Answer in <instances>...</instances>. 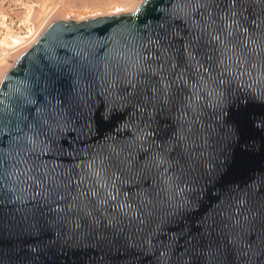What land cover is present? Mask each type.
Wrapping results in <instances>:
<instances>
[{"label":"water","instance_id":"95a60500","mask_svg":"<svg viewBox=\"0 0 264 264\" xmlns=\"http://www.w3.org/2000/svg\"><path fill=\"white\" fill-rule=\"evenodd\" d=\"M0 264H264V0L51 24L0 83Z\"/></svg>","mask_w":264,"mask_h":264},{"label":"rangeland","instance_id":"374dc122","mask_svg":"<svg viewBox=\"0 0 264 264\" xmlns=\"http://www.w3.org/2000/svg\"><path fill=\"white\" fill-rule=\"evenodd\" d=\"M140 1L0 0V71H2L4 65V67H8L5 72L9 71L15 63L13 62V52H21L22 54L26 48H20V44L26 42L37 31L42 30L43 27L45 29L52 21L64 20V15L67 19L83 20L101 15L127 13L135 10ZM14 38L18 39L17 43L11 41ZM4 74H0L1 80Z\"/></svg>","mask_w":264,"mask_h":264},{"label":"bare ground","instance_id":"6f19581e","mask_svg":"<svg viewBox=\"0 0 264 264\" xmlns=\"http://www.w3.org/2000/svg\"><path fill=\"white\" fill-rule=\"evenodd\" d=\"M137 7H138V6H137ZM137 7H136V8H137ZM112 8H113V7H112ZM102 9H103V8H102ZM135 10H136V9H135ZM135 10H133V11H131V12H134ZM131 12H127V13H131ZM103 13H104V12H103ZM127 13H123V14H127ZM118 14H120V13H117V14H110V15H101V16H112V15H118ZM60 16H61V15H60ZM60 16H59V17H60ZM62 16H63V15H62ZM101 16H95V17H90V16H89L90 18H87V17H86V18H87V19H91V18H96V17H101ZM64 18H65L64 20H56V21H54V22H57V21H67V20H72V19H67V18L65 17V15H64ZM73 18H74V17H73ZM55 19H56V18H55ZM75 19H76V18H75ZM87 19H83V20H77V19H76V20H72V21L80 22V21H85V20H87ZM54 22H53V21H52V23L49 22L50 24H49L45 29H44V27H43L44 30L42 29V30L37 31V32H36L33 36H31L26 42H23L22 44H20L22 47H21L20 45H18V46H20V48H24V49L26 48L25 51H27L30 47H32V46L37 42V40H38V38L40 37V35H41V34H42V33H43V32H44V31H45V30H46L51 24H53ZM11 36H12V35H11ZM11 36H10V37H11ZM14 36H15V35H14ZM11 38H13V37H11ZM22 39H23V38H22ZM22 39H21V40H22ZM9 40H10V39H9ZM9 40H8V41H9ZM11 41H13V43L16 42V41L18 42V39H15V38H14V39H12ZM17 42H16V43H17ZM15 45H16V44H15ZM18 46H17V47H18ZM15 50H16V49H15ZM17 51H18V50H17ZM25 51H24V52H25ZM22 52H23V51H22ZM24 52H23V53H24ZM5 53H6V52H5ZM23 53H22V54H23ZM3 54H4V53H3ZM20 54H21V52H20V53H15V52H13V59H14L13 62L16 63V61L18 60V58L22 55V54H21V55H20ZM1 55H2V53H1ZM7 55H8V54H7ZM16 58H17V60H16ZM15 60H16V61H15ZM15 63H14V64H15ZM4 66H5V65H4ZM4 66H3V67H4ZM13 66H14V65H13ZM3 67H2V71H0V72H1L0 74H2V73L4 74V72L8 69V67H4V68H3ZM7 72H8V71H7ZM7 72H5V74H6ZM5 74H4V75H5ZM4 75H2V76H4ZM2 79H3V78H2ZM0 80H1V79H0ZM1 81H2V80H1ZM0 83H1V82H0Z\"/></svg>","mask_w":264,"mask_h":264}]
</instances>
